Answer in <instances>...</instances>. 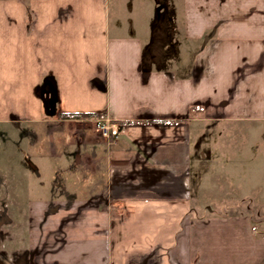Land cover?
Returning <instances> with one entry per match:
<instances>
[{
    "label": "crops",
    "instance_id": "1",
    "mask_svg": "<svg viewBox=\"0 0 264 264\" xmlns=\"http://www.w3.org/2000/svg\"><path fill=\"white\" fill-rule=\"evenodd\" d=\"M161 1L131 19L121 0H0V124L46 123L64 145L53 156L74 160L86 185L31 197L0 177V264L37 249L35 264H264V209L218 211L191 191L194 156L212 151L192 122L264 132V0H187L181 31ZM205 35L195 53L182 44ZM100 119L118 135L105 138Z\"/></svg>",
    "mask_w": 264,
    "mask_h": 264
},
{
    "label": "rangeland",
    "instance_id": "2",
    "mask_svg": "<svg viewBox=\"0 0 264 264\" xmlns=\"http://www.w3.org/2000/svg\"><path fill=\"white\" fill-rule=\"evenodd\" d=\"M115 1L112 0V2ZM167 1L169 4L175 3L178 9L176 28L181 31L183 17H185L183 8L187 0ZM121 2L124 4L128 18L131 19H136L138 11L136 9L144 12L143 8H146L148 13L155 15L161 4H164L162 1L157 3L156 0H121ZM132 2L134 3L133 11L130 10ZM168 7L167 5L161 9L159 17L163 18L167 14ZM128 26L130 29V25ZM206 38L207 35L198 41L189 40L182 44L195 53L202 48ZM227 47L230 55L226 58L225 70L229 68V64L237 54L233 44ZM131 55V53L126 57L123 55L124 66H128L134 59ZM183 55H185L182 57L184 63H189L193 56L192 52ZM214 82L215 80L209 79L206 84L210 87ZM224 82L225 80L220 81V83ZM189 110L194 114V106ZM200 115L201 113L198 114ZM197 125V129L201 128V132L208 134L211 138L210 144L213 152L211 151V156L206 160L196 159L195 156L193 158L191 188L193 200L201 197L207 200V206L211 209L218 211L222 209L230 213L237 210L247 211V206L250 205L252 208L259 206L263 210L264 132H262V125L254 124L252 120L194 121L191 123L193 140H195ZM46 126V123L33 122L23 125V128L18 130L11 123L0 124V177L6 176L7 184L22 182L31 197L37 196V191H39L38 196H52L54 195L53 188L59 189L62 183L68 186L73 184L74 186L71 187L80 188L83 194L82 189L86 187L82 181L83 172L67 169L68 163L71 164L74 160L71 162L64 157L57 159L53 156L54 150L60 152L64 145L60 144L59 139L55 143L52 134H47ZM25 127L31 130L30 134L24 135ZM247 132H251L252 135ZM77 145L75 142L71 143L69 150H75ZM195 148L196 144L193 149ZM24 169L27 171L26 175ZM2 195L3 191L0 196L4 197ZM250 198H253V202ZM240 204H242L241 207Z\"/></svg>",
    "mask_w": 264,
    "mask_h": 264
},
{
    "label": "flooded vegetation",
    "instance_id": "3",
    "mask_svg": "<svg viewBox=\"0 0 264 264\" xmlns=\"http://www.w3.org/2000/svg\"><path fill=\"white\" fill-rule=\"evenodd\" d=\"M62 185V184H61ZM60 185V186H61ZM60 188V187H59ZM58 189V188H57ZM61 189V188H60ZM59 191V189H58ZM0 217L1 220L3 219V214L6 213V210L7 209V206L3 203V201L0 202ZM64 221V220H63ZM65 222V221H64ZM46 253L44 254H41V250L40 249H37V250H33V251H30V255H28V252L27 251H24L22 252V254L18 257V259H14L12 261H14L15 263L17 264H35L36 261H37V258H39L41 255L44 256ZM39 256V257H37ZM30 257V258H29ZM30 260H32V263L30 262Z\"/></svg>",
    "mask_w": 264,
    "mask_h": 264
},
{
    "label": "built area",
    "instance_id": "4",
    "mask_svg": "<svg viewBox=\"0 0 264 264\" xmlns=\"http://www.w3.org/2000/svg\"><path fill=\"white\" fill-rule=\"evenodd\" d=\"M96 127L98 129V131L105 137V138H109L111 137L113 134H115L116 136L118 135L117 131H116V127L115 124L111 122V120L109 119H100L96 122Z\"/></svg>",
    "mask_w": 264,
    "mask_h": 264
},
{
    "label": "trees",
    "instance_id": "5",
    "mask_svg": "<svg viewBox=\"0 0 264 264\" xmlns=\"http://www.w3.org/2000/svg\"><path fill=\"white\" fill-rule=\"evenodd\" d=\"M81 115L82 114H80V113H61V116L63 118H78ZM97 115H100V114H97Z\"/></svg>",
    "mask_w": 264,
    "mask_h": 264
}]
</instances>
